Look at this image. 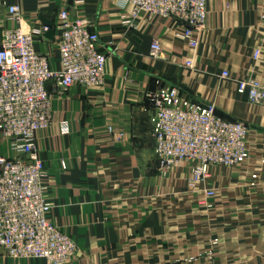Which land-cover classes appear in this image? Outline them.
I'll return each mask as SVG.
<instances>
[{"label":"crops","instance_id":"crops-1","mask_svg":"<svg viewBox=\"0 0 264 264\" xmlns=\"http://www.w3.org/2000/svg\"><path fill=\"white\" fill-rule=\"evenodd\" d=\"M10 5L19 6L23 31L53 24L52 39H34L51 69L59 68L62 10L88 21L106 55L101 87L62 93L47 83L52 120L34 140L49 218L77 247L69 264H264V103L236 90L246 77L264 83V0H207L205 28L191 36L196 46L170 18H130L127 0H3L0 46L3 30L18 26ZM154 41L159 58L151 55ZM158 84L247 127V157L209 166L212 197L188 188L191 162L159 166L147 99ZM0 155L19 156L1 135ZM0 264L47 263L0 247Z\"/></svg>","mask_w":264,"mask_h":264},{"label":"built area","instance_id":"built-area-1","mask_svg":"<svg viewBox=\"0 0 264 264\" xmlns=\"http://www.w3.org/2000/svg\"><path fill=\"white\" fill-rule=\"evenodd\" d=\"M3 0H0L2 3ZM130 18L140 13L170 18L183 29L178 34L189 40L193 32L205 28L207 0H127ZM9 19L17 27L5 28L0 46V135L19 154L0 155V247L13 258L42 259L47 264H69L77 254L72 238L54 225L51 203L42 182L44 163L35 148L38 131L52 120L51 96L46 85L56 84L59 92L71 86L101 87L106 55L99 50L98 35L84 18L62 10L58 14L57 51L59 68L49 66L48 57L34 49V39L42 38L47 26L23 31L18 5L7 7ZM124 23H129L125 20ZM151 55L159 58L157 41ZM260 52L253 53V60ZM190 63L187 62V65ZM227 72L221 77L226 78ZM237 93L253 104L264 103V83L246 77L237 80ZM154 152L159 166L169 169L180 161L192 163L190 190H201L206 198L214 195L206 187L210 165L235 166L247 157V127L216 113L213 104L200 105L185 97L176 87L158 84L147 96Z\"/></svg>","mask_w":264,"mask_h":264},{"label":"water","instance_id":"water-1","mask_svg":"<svg viewBox=\"0 0 264 264\" xmlns=\"http://www.w3.org/2000/svg\"><path fill=\"white\" fill-rule=\"evenodd\" d=\"M44 25L49 28V30L45 33V37L52 39L54 33L53 24L48 21H44Z\"/></svg>","mask_w":264,"mask_h":264}]
</instances>
